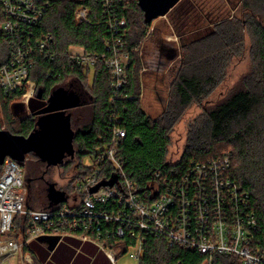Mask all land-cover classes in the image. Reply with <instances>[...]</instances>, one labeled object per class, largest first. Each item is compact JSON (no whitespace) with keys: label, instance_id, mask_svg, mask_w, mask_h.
<instances>
[{"label":"trees","instance_id":"1","mask_svg":"<svg viewBox=\"0 0 264 264\" xmlns=\"http://www.w3.org/2000/svg\"><path fill=\"white\" fill-rule=\"evenodd\" d=\"M34 1L45 6V12L40 22L33 26L32 39L35 42L44 35L51 37L45 54L36 56V65L30 70V78L37 84V93L41 90V99L46 106L52 93L60 87L67 88V79L73 78L76 82L70 90L82 94L84 99L79 107L71 110L76 162L64 160L60 164L77 169L68 183L69 192H76L75 185L92 174L97 158L111 143V126L114 125L126 130V136L118 145L117 158L123 165L126 177L137 183L138 192L142 195L150 190L155 173L160 172L162 177L180 178L193 163L228 152L231 154L230 176L249 193L251 209L257 217L258 226L252 248L263 254L264 0H234L233 7L241 5L242 16L225 17L222 14L225 1L214 6L209 5L207 0H181L170 11L169 14L175 17L174 24L182 34H188L190 29L184 27L182 21L191 16L195 18L197 13L205 18V24H211L214 20L217 22L208 34L182 44L180 63L169 86L165 108L155 118L146 112L141 100L143 62L139 48L142 40L149 35L153 20L146 21L140 0H112L109 6L106 0ZM82 6L89 10L86 22L76 20V11ZM2 8L0 0V68L9 62L20 44L14 41L15 36L2 31ZM116 18L126 21L121 36L125 41L129 63L127 82L116 92L117 98L111 101L115 91L106 61L100 57L94 67L77 66L70 59V50L78 46L87 53L107 58L110 52L105 39L112 36L109 22ZM246 50L250 58L247 71L240 76L228 95L202 106V112L188 125L186 145L180 158L171 161L168 157L172 145L171 134L176 125L191 106L202 105L223 82L233 60ZM19 98L21 93L3 98L5 110H8L11 101ZM6 116L9 128L4 129L14 134L28 136L37 126L38 116L34 113L17 121L12 120L10 114ZM86 157L94 164L86 165ZM25 160L33 164L30 170L33 175L46 168V164L34 153L28 154ZM19 163L24 166L23 162ZM107 167L108 172L114 170L110 164ZM2 170L3 164L0 165V173ZM15 222L17 228L12 235L26 239L28 216L18 214ZM133 243L135 239L128 235L107 240L110 246L121 247L117 258L124 256ZM25 250H29L28 245ZM202 261L203 256L196 252L178 247L170 249L163 239L150 236L145 242L139 264H201ZM34 264L42 263L35 260ZM214 264L241 262L236 257L220 255L215 257Z\"/></svg>","mask_w":264,"mask_h":264},{"label":"built area","instance_id":"2","mask_svg":"<svg viewBox=\"0 0 264 264\" xmlns=\"http://www.w3.org/2000/svg\"><path fill=\"white\" fill-rule=\"evenodd\" d=\"M105 2L108 6L113 3ZM2 5L1 29L15 36L14 41L20 44L9 62L0 68V99L21 93L22 101L28 103L37 94L30 70L36 65V56L45 54L51 38L44 35L35 42L32 39L33 26L42 19L45 6L34 0H2ZM88 18V8L79 7L76 20L86 22ZM125 26L123 19L110 20L112 36L105 39L110 52L107 58L78 46L70 50V59L77 66L94 67L100 57L106 61L115 91L111 101L127 82L129 55L121 36ZM114 119L120 122L118 117ZM111 132V143L97 158L92 174L75 185L74 205L69 203L72 198L47 210L28 208L23 167L10 157L5 159L0 173V255L19 253L24 264H34L32 253L25 250L31 239L76 235L95 242L116 263L121 247H112L107 240L128 235L135 243L129 245L127 253L133 249L132 257L138 263L147 238L152 236L163 239L170 249L178 247L202 255L201 264H214L215 257L220 255L236 257L241 264H264V253L252 248L257 217L251 209L249 193L230 176V153L193 163L180 178L162 177L157 172L150 190L142 195L137 183L126 177L117 158L126 130L114 125ZM109 164L114 168L111 172L107 171ZM113 175L116 181L110 184ZM102 182L108 184L92 192ZM18 214L28 216L26 239L12 235Z\"/></svg>","mask_w":264,"mask_h":264},{"label":"rangeland","instance_id":"3","mask_svg":"<svg viewBox=\"0 0 264 264\" xmlns=\"http://www.w3.org/2000/svg\"><path fill=\"white\" fill-rule=\"evenodd\" d=\"M204 1V0H202ZM209 5L221 4L224 2V9L222 14L225 17L242 16V8L239 5L237 8L233 7L234 0H207ZM242 1V0H239ZM240 3V2H239ZM238 3V4H239ZM185 19L184 27L189 29V32L182 34L176 25L174 24V15H168L165 17H159L154 19L150 27L151 34L147 35L142 40L140 45V55L142 57V69L140 74L141 84V100L143 108L153 118L157 117L165 108L167 102V93L172 80L176 76V72L180 61V50L182 44L187 40L197 39L212 31L211 24L203 23L205 18L198 16V13ZM223 17V18H225ZM220 20V19H219ZM193 29V31L191 30ZM191 30V31H190ZM149 32V33H150ZM181 33V34H180ZM187 36V37H185ZM169 44L167 52L169 54L168 59L159 54L160 46L164 43ZM170 48V49H169ZM170 51V53H169ZM158 54L160 57H158ZM161 61V62H158ZM249 53L248 50L237 58H235L230 65L223 82L213 91V93L203 101L202 105L195 104L191 106L186 115L176 125L172 132V145L169 150V159L171 161H177L186 145L187 140V128L189 123L196 118L202 112L203 105H210L225 97L230 93L235 83L240 76L245 73L249 67ZM34 81V80H33ZM75 79L69 78L66 81L67 88L70 89L72 84H75ZM36 88L37 84L35 82ZM37 91V89H36ZM81 102L84 101L83 95L80 94ZM45 105L41 98H31L28 103H24L21 98L15 99L8 104V110H5L4 101L0 99V121L1 128H9V122L7 121L6 114H10L12 120H20L25 117H30L33 113ZM68 160H75L76 156L69 154L65 158V162ZM23 171L25 177V184L27 187V203L33 208L46 209L49 204V188L52 185L55 186L57 191H64L67 199H72L69 203L75 204L77 197L76 192H69L67 186L72 176L76 173L75 166H53L51 168H44L43 171L35 175L31 174L32 163L29 160L23 161ZM86 165H91L89 157L84 159ZM45 167V166H44ZM34 176V177H33ZM55 206V204L53 205ZM133 249L129 253L118 258L116 264H139L137 259L132 257ZM0 264H24L23 257L19 253H9L7 255H0Z\"/></svg>","mask_w":264,"mask_h":264},{"label":"water","instance_id":"4","mask_svg":"<svg viewBox=\"0 0 264 264\" xmlns=\"http://www.w3.org/2000/svg\"><path fill=\"white\" fill-rule=\"evenodd\" d=\"M181 0H140L145 11L146 21L151 22L160 15H165ZM37 97H42L41 90ZM81 97L73 90L60 87L50 96L48 103L43 108L34 112L38 116L37 126L28 136L14 134L6 129H0V165L10 157L18 162H23L26 156L34 153L47 167L57 166L64 162L67 155L75 153L73 140L75 131L71 124L69 109L81 105ZM116 177L109 181L113 184ZM102 182L92 189L98 190ZM49 190V198L54 204L66 201V193L57 191L54 185ZM60 236H41L39 240L46 243L53 250L60 240Z\"/></svg>","mask_w":264,"mask_h":264},{"label":"crops","instance_id":"5","mask_svg":"<svg viewBox=\"0 0 264 264\" xmlns=\"http://www.w3.org/2000/svg\"><path fill=\"white\" fill-rule=\"evenodd\" d=\"M170 11L165 15H160L159 17L168 16ZM149 34H151V32ZM160 47L161 48L159 50V54H161V56H164V58L168 57L169 54L167 52V49L169 47V44L165 42ZM159 54L158 57H160ZM74 108L69 109L67 112L71 115V110ZM53 205V201L49 199L48 207L45 210L52 208ZM26 206L31 209H37L28 204L27 200ZM60 237V240L53 250H50L46 243L39 240V237L33 238L28 243V251L32 253L34 260L39 261L42 264H116L113 263L108 258L105 251L92 240L84 239L76 235H64Z\"/></svg>","mask_w":264,"mask_h":264}]
</instances>
